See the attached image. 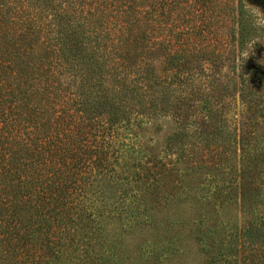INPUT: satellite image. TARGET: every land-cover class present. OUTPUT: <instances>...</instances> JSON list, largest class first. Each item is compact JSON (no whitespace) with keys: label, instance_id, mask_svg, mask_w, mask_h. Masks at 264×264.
Returning <instances> with one entry per match:
<instances>
[{"label":"trees","instance_id":"trees-1","mask_svg":"<svg viewBox=\"0 0 264 264\" xmlns=\"http://www.w3.org/2000/svg\"><path fill=\"white\" fill-rule=\"evenodd\" d=\"M255 3L0 0V264L110 261L105 203L91 198L103 180L135 182L133 197L159 202L166 181L180 179L160 157H136L143 171L131 176L113 166L133 127L158 117L171 121L167 152L226 171L202 197L243 205L261 195L264 137L257 148L251 140L264 117V41L240 9ZM238 144L239 165L229 163ZM207 231L218 244L209 264H264V217Z\"/></svg>","mask_w":264,"mask_h":264},{"label":"rangeland","instance_id":"rangeland-1","mask_svg":"<svg viewBox=\"0 0 264 264\" xmlns=\"http://www.w3.org/2000/svg\"><path fill=\"white\" fill-rule=\"evenodd\" d=\"M258 1L261 0H256L251 7L243 5L240 9L247 17L259 23L261 28L255 39L264 41V0L262 3ZM224 17V22H229L227 15ZM258 35H261L260 39ZM171 130L169 117H158L142 126L133 127V134L129 133L123 145L124 148L127 145L132 147L119 162L113 164L116 171L131 176L136 170L139 173L143 171L141 166L131 167L130 164L136 157L141 156L140 161L146 157H160L167 163V167L177 170L180 179L166 181L158 195L159 202L152 201L143 188L140 196L133 197L137 192L135 182L122 186L117 177L103 180L102 190L91 196L97 200L102 199L106 207L99 226L102 227L100 233L104 237L103 246H115L111 262L104 260L97 264H209L210 256L215 253L218 244L210 238L207 227L222 225L238 232L249 221L264 217L262 187L261 195H251L250 202L243 205L238 198L222 205L208 196L202 197L200 194L207 191L208 178L214 176L219 182L225 179L226 171L195 168L194 163H184L176 159L173 153L164 148L165 138ZM252 131L251 143L257 148L264 137V117L255 120ZM130 141L132 143L128 144ZM116 147L118 148V137ZM240 152L239 144L233 147L229 153V163L239 165ZM143 182L140 180L136 183ZM171 182L174 184L173 188ZM182 186L184 189L181 191ZM123 189L126 190L125 193ZM164 194L167 197H161ZM133 206L146 208L147 217L135 221L131 210ZM200 237L204 240L199 241ZM240 240L241 237L237 239L238 250L242 251ZM103 248L97 243L91 253L102 252ZM241 255L243 259L244 253ZM72 259L73 255L67 260L53 261L51 264H86ZM89 261L93 262V259Z\"/></svg>","mask_w":264,"mask_h":264}]
</instances>
